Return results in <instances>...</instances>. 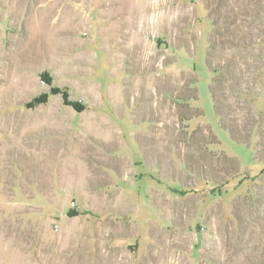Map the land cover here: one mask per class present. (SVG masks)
<instances>
[{
    "label": "rangeland",
    "instance_id": "rangeland-1",
    "mask_svg": "<svg viewBox=\"0 0 264 264\" xmlns=\"http://www.w3.org/2000/svg\"><path fill=\"white\" fill-rule=\"evenodd\" d=\"M0 264H264V0H0Z\"/></svg>",
    "mask_w": 264,
    "mask_h": 264
}]
</instances>
